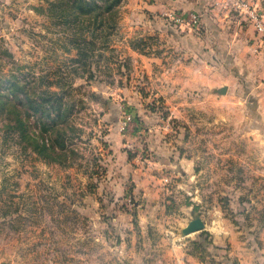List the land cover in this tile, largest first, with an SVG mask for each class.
Instances as JSON below:
<instances>
[{"label":"rangeland","instance_id":"obj_1","mask_svg":"<svg viewBox=\"0 0 264 264\" xmlns=\"http://www.w3.org/2000/svg\"><path fill=\"white\" fill-rule=\"evenodd\" d=\"M67 1L75 0H0V264H106L113 247L97 239H130L137 226L136 187L118 179L123 166L113 162L109 136L119 131L130 169L147 167L150 151L131 133L161 125L159 81L139 67L161 50V23L126 25L137 0H84L83 12L70 10ZM148 14L161 18V12ZM43 93L61 96L63 113L77 128L68 131L75 153L60 164L34 149L41 126L52 121L37 111ZM192 116V126H205L203 114ZM205 139L191 141L203 156ZM213 187L216 194L223 189L220 180Z\"/></svg>","mask_w":264,"mask_h":264},{"label":"crops","instance_id":"obj_2","mask_svg":"<svg viewBox=\"0 0 264 264\" xmlns=\"http://www.w3.org/2000/svg\"><path fill=\"white\" fill-rule=\"evenodd\" d=\"M137 1L126 25L161 23V50L142 56L139 67L159 81L164 113L161 125L131 133L151 154L143 171L129 168L119 131H110L113 162L123 166L118 179L134 183L139 201L130 239H97L113 247L106 264H264V52L252 23L238 10L231 13L226 0ZM243 1L264 19V0ZM187 11L200 15V27L171 24V12ZM196 112L204 115V127L192 126ZM197 135L207 137L205 157L191 142ZM223 199L226 205L219 204ZM193 213L205 228L182 236ZM125 216L121 224L128 227Z\"/></svg>","mask_w":264,"mask_h":264},{"label":"trees","instance_id":"obj_3","mask_svg":"<svg viewBox=\"0 0 264 264\" xmlns=\"http://www.w3.org/2000/svg\"><path fill=\"white\" fill-rule=\"evenodd\" d=\"M63 3V5H66V7H68L70 10L78 9L82 12L84 11L82 8H85L82 7V4L83 6H86L84 0H75L74 2L70 3V5L66 4L69 3L68 1ZM94 7L99 8L96 4H94ZM43 94L47 98L41 99V101L44 103L41 101L37 103V111L44 113L45 116L47 118H51L52 121L44 123V125L41 126L40 131L42 132L41 134H43V137L34 146V149L44 158L50 159L53 162L60 164L63 160H66L70 154L75 153V149L73 147H69L70 143L68 140L72 138L71 133L76 131L77 128L68 121L69 117L64 115L63 104L59 98H56L61 96H59L57 93ZM52 99L53 104L49 105L48 103L52 101ZM52 108L55 111L53 117H51ZM57 118H61V121L56 120ZM68 131H71V133H68Z\"/></svg>","mask_w":264,"mask_h":264},{"label":"built area","instance_id":"obj_4","mask_svg":"<svg viewBox=\"0 0 264 264\" xmlns=\"http://www.w3.org/2000/svg\"><path fill=\"white\" fill-rule=\"evenodd\" d=\"M228 3L241 13H243L252 23L255 35L257 36V49L264 52V19L259 12L250 7L247 2L243 0H227ZM175 23L179 25H188L198 27L200 24V16L198 13L193 11H187L185 13L171 12L169 16ZM129 121V117H127ZM124 128L126 122L122 123Z\"/></svg>","mask_w":264,"mask_h":264},{"label":"water","instance_id":"obj_5","mask_svg":"<svg viewBox=\"0 0 264 264\" xmlns=\"http://www.w3.org/2000/svg\"><path fill=\"white\" fill-rule=\"evenodd\" d=\"M224 90L219 91L223 93ZM205 228V224L200 218L198 213H193V218L187 223V225L181 230L182 236H187L192 233L200 232Z\"/></svg>","mask_w":264,"mask_h":264}]
</instances>
